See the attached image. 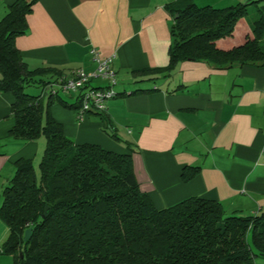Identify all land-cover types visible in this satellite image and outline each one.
<instances>
[{"label": "crops", "instance_id": "crops-1", "mask_svg": "<svg viewBox=\"0 0 264 264\" xmlns=\"http://www.w3.org/2000/svg\"><path fill=\"white\" fill-rule=\"evenodd\" d=\"M15 0H0V19ZM174 0H36L26 15L27 30L15 38L30 69L55 67L70 78L77 69L93 72L99 59H111L117 96L106 103L114 139L94 114L77 119L60 104L50 108L76 143H94L126 152L132 143L139 186L157 208L197 196L218 201L226 214L264 212V66L244 64L216 69L183 60L166 75L136 73L169 64ZM199 6L227 7L251 2L255 18L264 16V0H192ZM250 21L240 18L232 36L217 41L229 49L245 41ZM151 79L150 77H154ZM1 78V75H0ZM107 81L93 78L92 87ZM150 90L146 92L133 91ZM48 91V89H46ZM13 96L0 92V204L3 187L20 159L39 162L45 138L9 135ZM124 130L125 137L119 134ZM186 166L198 167L184 181ZM8 227L0 219V264H13L3 252ZM258 258V257H257Z\"/></svg>", "mask_w": 264, "mask_h": 264}, {"label": "trees", "instance_id": "trees-1", "mask_svg": "<svg viewBox=\"0 0 264 264\" xmlns=\"http://www.w3.org/2000/svg\"><path fill=\"white\" fill-rule=\"evenodd\" d=\"M35 1L15 0L0 19V92L14 99L9 135L45 138L39 173L32 159H20L1 192L0 219L8 227L2 250L13 264H255L257 257L264 258V212L226 214L218 201L197 196L157 208L139 186L132 143L124 141L127 151L116 152L76 143L65 134L50 108L60 104L80 120V97L68 93L75 98L72 102L58 89L50 92L64 71L30 69L15 45V38L27 30L26 15ZM250 3L219 8L192 0L168 2L169 64L136 73L166 75L183 60L216 69L264 66L262 14L250 22L244 42L229 49L217 46L218 40L233 35ZM29 85L40 86L41 92H25ZM105 110L86 114L98 116L103 131L118 139ZM197 170L186 166L182 179L190 180ZM29 227L31 236L25 241Z\"/></svg>", "mask_w": 264, "mask_h": 264}, {"label": "built area", "instance_id": "built-area-1", "mask_svg": "<svg viewBox=\"0 0 264 264\" xmlns=\"http://www.w3.org/2000/svg\"><path fill=\"white\" fill-rule=\"evenodd\" d=\"M93 56L97 67L93 72L77 69L70 78L59 77L57 82L51 84L49 91L54 93L57 89L62 93H74L80 97L81 109L79 116L82 117L89 110L103 111L106 103L117 95L114 89L116 84L115 72L111 68V59H99L93 50ZM93 78H102L107 81L106 85L92 87L90 81Z\"/></svg>", "mask_w": 264, "mask_h": 264}, {"label": "rangeland", "instance_id": "rangeland-1", "mask_svg": "<svg viewBox=\"0 0 264 264\" xmlns=\"http://www.w3.org/2000/svg\"><path fill=\"white\" fill-rule=\"evenodd\" d=\"M244 18H247V20H249L250 22L255 19V13L253 11V9H250L248 10V13L247 15L244 17ZM262 45H264V41L262 42ZM115 86V85H114ZM25 92L29 93V94H33V95H36V94H39L41 92V87L38 86V85H29V86H26L25 87ZM62 96L65 97L67 100L69 101H74V97H70L68 96L67 94L65 93H62ZM119 134L122 135V137H125L126 134H124V130L119 129ZM34 166L37 170V174L39 173V170H38V162H35L34 163ZM255 264H264V258H261V257H258L255 259Z\"/></svg>", "mask_w": 264, "mask_h": 264}, {"label": "water", "instance_id": "water-1", "mask_svg": "<svg viewBox=\"0 0 264 264\" xmlns=\"http://www.w3.org/2000/svg\"><path fill=\"white\" fill-rule=\"evenodd\" d=\"M30 236H31V228L29 227L24 231L23 239L26 241L30 238Z\"/></svg>", "mask_w": 264, "mask_h": 264}]
</instances>
